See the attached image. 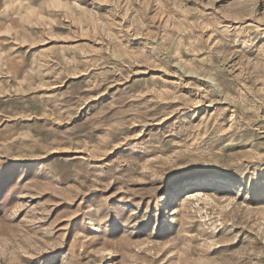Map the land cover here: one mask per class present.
Returning <instances> with one entry per match:
<instances>
[{
    "label": "rangeland",
    "instance_id": "rangeland-1",
    "mask_svg": "<svg viewBox=\"0 0 264 264\" xmlns=\"http://www.w3.org/2000/svg\"><path fill=\"white\" fill-rule=\"evenodd\" d=\"M0 264H264V0H0Z\"/></svg>",
    "mask_w": 264,
    "mask_h": 264
},
{
    "label": "bare ground",
    "instance_id": "bare-ground-1",
    "mask_svg": "<svg viewBox=\"0 0 264 264\" xmlns=\"http://www.w3.org/2000/svg\"><path fill=\"white\" fill-rule=\"evenodd\" d=\"M202 193H203V191L201 190V188L200 189H195V190H192V191H188L186 193V195H185V199H189V198L201 195ZM223 196H224L223 194L218 195V197H223Z\"/></svg>",
    "mask_w": 264,
    "mask_h": 264
}]
</instances>
